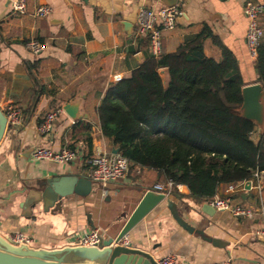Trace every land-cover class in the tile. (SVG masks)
<instances>
[{
  "label": "crops",
  "instance_id": "obj_1",
  "mask_svg": "<svg viewBox=\"0 0 264 264\" xmlns=\"http://www.w3.org/2000/svg\"><path fill=\"white\" fill-rule=\"evenodd\" d=\"M14 1L0 0V107L16 104L25 108L31 100L34 92L29 62L41 60L34 77L43 92L30 113L23 114L21 126L9 130L0 144V235L24 233L34 248L73 246L79 236L93 228L105 231L107 238L115 237L144 193L165 183L156 171L136 166L125 180L103 187L90 179V159L85 160L89 140L93 144L91 156L100 150L113 153L116 148L103 135L96 109L114 83L113 77L129 75L149 52L145 39H135L139 10L157 11L170 5L182 10L175 28L163 34L162 53L175 52L207 25L236 58L243 88L262 85L257 57L250 55L246 43L248 20L243 6L248 0H28L25 15L13 13ZM40 5L50 7L48 17L34 15ZM262 24L264 28V17ZM31 39L43 44L41 54L34 55L26 48ZM204 52L221 59L212 39L205 41ZM164 72L166 85L169 77L167 70ZM68 104L76 107V119L65 112ZM58 109L61 111L51 131L42 132L47 115ZM72 146L78 157L69 164L32 158L36 148L58 152ZM63 176L85 177L92 181V190L81 185L77 194L58 205L52 202L37 207L32 213L34 220L25 218L21 208L25 198L44 192L50 180ZM248 182L221 185L214 199L230 197L233 203L254 209L252 218L234 217L210 204L207 212L204 206L210 201L194 200L188 187L179 185L176 194L167 195L122 244H131L155 260L173 255L182 264H264V174ZM168 202L176 214L169 211ZM212 239L218 240L217 246Z\"/></svg>",
  "mask_w": 264,
  "mask_h": 264
},
{
  "label": "trees",
  "instance_id": "obj_2",
  "mask_svg": "<svg viewBox=\"0 0 264 264\" xmlns=\"http://www.w3.org/2000/svg\"><path fill=\"white\" fill-rule=\"evenodd\" d=\"M207 39L220 49V60L205 54ZM40 63L28 64L34 93L23 114L43 92L35 78ZM162 69L168 71L166 85ZM256 70L264 87V37ZM243 85L236 58L204 25L175 52L146 53L143 63L107 88L96 114L103 135L120 150L129 170H154L173 184L174 194L185 185L194 200L211 201L221 185L264 174V131L256 142V124L240 114ZM92 150L89 140L85 160Z\"/></svg>",
  "mask_w": 264,
  "mask_h": 264
},
{
  "label": "built area",
  "instance_id": "obj_3",
  "mask_svg": "<svg viewBox=\"0 0 264 264\" xmlns=\"http://www.w3.org/2000/svg\"><path fill=\"white\" fill-rule=\"evenodd\" d=\"M12 11L18 15L28 13V0H15L12 3ZM243 12L248 20V29L246 34V43L249 53L252 57H257V50L264 37V28L262 19L264 17V2L248 0L243 6ZM51 9L47 5H40L35 9L34 15L37 18H46L50 15ZM183 15L182 10L177 6H164L159 10L141 9L137 15V29L135 31V39H145L148 44L149 52L154 56L162 53V39L165 32L171 31L176 26V21ZM26 48L34 55L43 52L44 46L37 39H31L26 43ZM122 80L121 75H115L113 82ZM7 117V130L20 127L22 124V109L16 104H8L2 108ZM61 110L49 113L41 127L42 132H50L52 123L57 114ZM78 153L76 150L69 148L55 152L48 148H36L32 152V158L35 161H52L58 164H69L76 160ZM90 165V179L103 187L111 183L123 181L127 178L129 172L128 161L119 153L114 154L100 150L88 161ZM262 174H255L254 179H258ZM173 184L165 182L157 184L154 190L167 195L172 193ZM217 211L229 212L234 217L252 218L255 210L239 203H233L230 197L215 198L208 202ZM264 216V209L262 210ZM264 235V230L262 232ZM11 244L27 245L33 247L32 240L24 233H16L11 236H3ZM100 243V235L98 230L79 236L73 246L98 247ZM157 264H182L176 256L170 255L156 260ZM213 264H230L229 261Z\"/></svg>",
  "mask_w": 264,
  "mask_h": 264
},
{
  "label": "water",
  "instance_id": "obj_4",
  "mask_svg": "<svg viewBox=\"0 0 264 264\" xmlns=\"http://www.w3.org/2000/svg\"><path fill=\"white\" fill-rule=\"evenodd\" d=\"M173 6V5H170ZM164 70L159 71L163 82ZM168 72V71H167ZM243 104L240 114L243 118L252 121L262 127L264 131V87L263 84H254L242 88ZM65 112L76 119V107L68 104L64 107ZM7 117L0 107V144L7 134ZM259 141V138L256 142ZM114 154L120 150L114 148ZM86 185L89 192L92 190V181L81 176H63L49 181L44 192L30 194L21 203L25 218H32L33 211L39 207L61 203L63 199L70 198L78 193V188ZM250 187V183H247ZM48 192L53 193L48 195ZM167 199L166 194L148 190L142 196L134 211L126 218L115 237L101 238L98 247L66 246L57 249L34 248L27 245L11 244L0 235V264H157L156 260L147 252L132 247L131 244L124 246L122 243L127 235L161 202ZM204 210L210 212L211 206L205 204ZM168 209L176 214L173 204L168 202ZM209 210V211H208ZM186 230L194 233V229L178 220ZM93 230H95L93 228ZM205 240H209L203 232L197 231ZM211 243L217 246L218 240L212 239Z\"/></svg>",
  "mask_w": 264,
  "mask_h": 264
},
{
  "label": "rangeland",
  "instance_id": "obj_5",
  "mask_svg": "<svg viewBox=\"0 0 264 264\" xmlns=\"http://www.w3.org/2000/svg\"><path fill=\"white\" fill-rule=\"evenodd\" d=\"M258 130H262V127L256 124V133L254 134V138H256L257 135L259 134ZM99 235L101 238H105V239L108 237L106 232L103 230L99 231Z\"/></svg>",
  "mask_w": 264,
  "mask_h": 264
}]
</instances>
